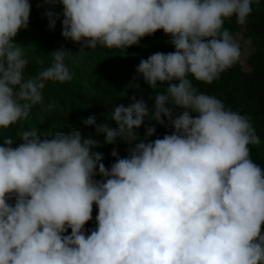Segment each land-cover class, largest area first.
Segmentation results:
<instances>
[{"label": "clouds", "instance_id": "9594fccd", "mask_svg": "<svg viewBox=\"0 0 264 264\" xmlns=\"http://www.w3.org/2000/svg\"><path fill=\"white\" fill-rule=\"evenodd\" d=\"M253 2L45 0L49 29L62 15L61 35L79 51L127 49L157 31L174 51L136 67L130 86L143 79L151 108L132 96L99 123L95 115L83 120L94 134L33 128L2 139L0 264H264V167L251 158L260 137L247 115L197 86L239 60L224 24L246 23ZM57 4L60 14L51 10ZM30 11L29 0H0V130L35 106L50 110L46 85L72 79V52L63 47L26 74L27 47L16 37ZM155 125L173 130L150 139ZM121 141L127 155L113 148L115 162L105 167L97 149ZM94 205L95 228L86 230Z\"/></svg>", "mask_w": 264, "mask_h": 264}, {"label": "trees", "instance_id": "16d2710c", "mask_svg": "<svg viewBox=\"0 0 264 264\" xmlns=\"http://www.w3.org/2000/svg\"><path fill=\"white\" fill-rule=\"evenodd\" d=\"M29 26L21 30L16 42L25 46L28 59L27 75H35L51 62L50 53L63 47L70 50L72 55L66 58L72 79L64 83L49 82L43 90L45 104H52L50 110L44 111L40 106H35L27 120L8 129L0 130V144L7 136L16 137L23 130L36 128L42 133L52 131L68 132L69 128H79L83 135L94 134V128L83 124L89 116L95 115L99 123L104 116L110 115L115 105H127L129 97H143L149 108L152 101L149 99L151 90L143 79L137 83L139 88L130 86L136 75V67L141 59H147L155 52L168 53L174 48L167 42L170 39L162 31H157L152 36L140 40L139 45L127 49H85L79 51L81 45L65 40L61 35V19L57 20L55 28L50 30L48 20L43 10L32 2ZM51 10L60 14L62 8L59 4ZM252 13L246 23L237 24L235 18L226 20L224 27L228 28L233 36L241 33L249 41L252 52L245 63L248 70L243 69L239 61L223 72L211 84H198L200 90L221 99L225 106L247 115L260 137L259 145L251 146V158L264 167V0H254ZM158 87L155 91H162ZM182 110L176 109L175 115ZM154 123V122H153ZM167 125V121H165ZM147 124V122H146ZM114 126V124H113ZM156 136L162 137L173 130L170 125H155ZM139 135L144 136V126L139 130ZM102 139V138H101ZM20 141L17 140V143ZM15 146V145H14ZM129 145L123 141L116 145H106L99 149L103 156L105 167L115 162L110 153L115 148L121 157L127 155ZM97 180L101 177L97 176ZM96 206H93V219L86 226V230L95 228ZM264 231V226H262ZM70 234V229H69Z\"/></svg>", "mask_w": 264, "mask_h": 264}, {"label": "rangeland", "instance_id": "374dc122", "mask_svg": "<svg viewBox=\"0 0 264 264\" xmlns=\"http://www.w3.org/2000/svg\"><path fill=\"white\" fill-rule=\"evenodd\" d=\"M30 2H32L34 5H36L37 7L41 8L43 10H47V11L49 10V5L45 4V0H31ZM61 8H62V6H61ZM234 39L236 40V42L239 44V47H240L241 55H240V58L238 61H239L240 65L243 67V69L248 70V67H247L245 61H246L247 57L250 55V53L252 52L250 43H249V41L245 40L242 37L241 33L235 35ZM74 44H78V43H74Z\"/></svg>", "mask_w": 264, "mask_h": 264}]
</instances>
